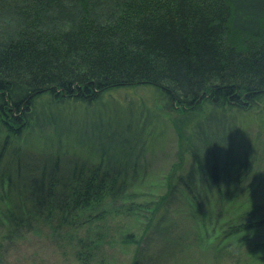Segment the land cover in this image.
<instances>
[{
    "label": "trees",
    "instance_id": "trees-1",
    "mask_svg": "<svg viewBox=\"0 0 264 264\" xmlns=\"http://www.w3.org/2000/svg\"><path fill=\"white\" fill-rule=\"evenodd\" d=\"M139 86L155 87L167 104L183 111L205 103L251 109L264 98V0H0L1 123L18 134L57 122L59 135L75 132L78 143L96 156L67 160L51 153L35 159L15 151L0 170V181L8 186L0 224L8 234L49 223L69 237L76 264H115L112 250L132 244L130 264H149L142 244L146 233L165 221L163 208L171 196L152 204L128 201L115 210L147 217L142 237L121 224L116 233L97 232L100 225L93 221L110 209L80 216L102 198L119 199L144 170L147 124L141 125V112L133 121L97 122L83 139L80 128L62 127L56 112L42 117L37 107L45 97L51 104L90 103ZM193 129L187 150L200 174L219 185L221 171L240 161L225 162L219 148L207 146L205 131ZM195 138L204 141L203 149ZM9 139L0 148L1 160ZM180 180L192 188L189 180ZM261 222L247 220L233 231L241 248L252 234L244 231Z\"/></svg>",
    "mask_w": 264,
    "mask_h": 264
},
{
    "label": "rangeland",
    "instance_id": "rangeland-1",
    "mask_svg": "<svg viewBox=\"0 0 264 264\" xmlns=\"http://www.w3.org/2000/svg\"><path fill=\"white\" fill-rule=\"evenodd\" d=\"M49 100L45 97L38 101L40 116L56 112L61 117L59 124L80 128L83 139L97 122L107 125L118 118L133 121L141 112V125L147 124L144 170L128 184L127 192L119 199L108 196L100 200L103 203L99 206L95 204L80 212L84 219L101 209H110L101 221H93V225H100L97 232L108 229L116 233V227L121 224L142 237L148 218L144 215L145 221L121 216L115 210L128 201L152 204L171 196L169 206L163 208L165 221L151 228L142 244L143 258L149 264H264V98L249 110L205 103L201 108L183 111L167 104L155 87L139 86L110 91L90 103L67 99L51 104ZM56 124L50 122L16 134L0 121V148L6 144V137L10 138L5 157L0 159V170L3 171L4 163L17 150L21 157L28 155L35 159L51 153H60L65 159L75 156L96 159L89 149L78 143L75 132L59 135ZM198 126L208 135L207 146L219 148L225 162H234L236 166L240 161L236 167L221 171L219 185L200 174L195 158L187 150L193 128ZM194 144L201 149L204 147V141L197 138ZM248 163L249 167L244 166ZM180 176L189 180L192 188L188 189ZM7 187L6 181H0V201ZM247 220L262 222L257 228L244 231L252 234L241 248L236 238L239 234L233 231ZM49 226L47 223L36 226L31 232L8 234L1 223L3 263L76 264L74 245L69 237L63 238V230L54 231ZM256 243L262 247L255 249ZM134 249L133 244L123 250L115 247L112 250L116 252L115 264H130ZM249 251L254 253L253 257L249 258Z\"/></svg>",
    "mask_w": 264,
    "mask_h": 264
}]
</instances>
